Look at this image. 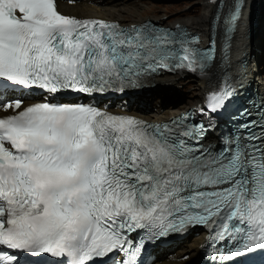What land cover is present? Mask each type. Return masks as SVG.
Listing matches in <instances>:
<instances>
[{
	"label": "snow or ice",
	"instance_id": "1",
	"mask_svg": "<svg viewBox=\"0 0 264 264\" xmlns=\"http://www.w3.org/2000/svg\"><path fill=\"white\" fill-rule=\"evenodd\" d=\"M243 8L231 0L215 17L225 42ZM198 44L179 26L78 18L57 0H0V264H21V253L94 264L113 252L117 264H140L146 242L193 226L209 230L222 264L264 252V123L239 125L213 151L205 126L184 117L156 124L49 98L124 92L162 69L203 71L215 49ZM16 88L40 96L28 103ZM232 94L213 92L208 109Z\"/></svg>",
	"mask_w": 264,
	"mask_h": 264
},
{
	"label": "bare ground",
	"instance_id": "2",
	"mask_svg": "<svg viewBox=\"0 0 264 264\" xmlns=\"http://www.w3.org/2000/svg\"><path fill=\"white\" fill-rule=\"evenodd\" d=\"M264 0H244V8L240 15V19L235 28L233 39L230 41V47L228 51L223 54L219 60V63H214L208 69H204L200 72H192L193 77H199V86L205 90L206 93L204 98L209 95L213 87L223 89V80L227 79V83L232 91L241 96V98L248 99L256 97V101H252L256 106L255 110H260V115L255 116V120L259 123H264V78L262 77L261 69L259 65L264 60V12H261V5ZM206 5V7H205ZM204 5V15L198 20L192 18L187 23H179L186 29L197 33L203 37V44L207 42L209 29L211 27L212 17L217 9V5L212 3V0H207ZM231 5V0H227V6L224 4V8ZM59 9L70 15H76L79 18H99V19H112V20H123V17H119L115 10V6L109 0H83L80 3L69 4L66 0L59 1ZM131 13L136 15L138 22L145 20V17L138 14L136 7H131ZM160 19L159 16H156ZM161 20V19H160ZM161 23L160 21L156 20ZM133 22L131 21L132 24ZM127 24V23H123ZM162 24V23H161ZM163 25V24H162ZM218 71V72H217ZM166 75H160L147 80L142 84L141 88H134L124 92L123 97L115 96L108 102L104 103V106L112 111L127 112L131 111V114L139 113L146 120H164L160 118V110L157 108L154 110H148L146 114L142 111L133 110L131 108V102H135L139 96L153 94L155 91H162L163 88L171 85L172 87L176 84L174 80L176 76L165 77ZM168 76V75H167ZM220 77L218 80L217 78ZM222 80V81H220ZM248 94L247 97L245 95ZM134 96V98H133ZM152 96V95H151ZM150 96V97H151ZM149 97V98H150ZM203 99L200 101L202 103ZM198 103L195 107L200 106ZM152 106V105H151ZM176 111L178 110L171 108ZM167 110L166 112H168ZM170 113V112H169ZM171 114V116L175 115ZM259 130V129H258ZM220 132L216 128L210 133H207L205 142L207 145L216 146L217 137ZM205 230L194 229L192 231H185V235L182 236L181 241L175 243L170 248L161 251L156 264H193V261L200 255L201 247L205 243V236L203 235L202 240H198L194 237L196 234H203ZM185 241L181 249V242ZM189 253V254H187Z\"/></svg>",
	"mask_w": 264,
	"mask_h": 264
},
{
	"label": "rangeland",
	"instance_id": "3",
	"mask_svg": "<svg viewBox=\"0 0 264 264\" xmlns=\"http://www.w3.org/2000/svg\"><path fill=\"white\" fill-rule=\"evenodd\" d=\"M114 4L115 10L119 17H123L120 20L122 23H133L138 22L136 15L131 13V7H136L138 9V14L145 17V19H155L160 21L165 26L172 27L177 23H187L190 19L194 18L198 20L205 13L206 1L207 0H109ZM205 5V7H204ZM261 12H264V3L261 5ZM159 16L161 19H157ZM264 53V52H263ZM264 59V58H263ZM262 72V77L264 78V60L262 64L259 65ZM218 72V71H217ZM176 84L172 87L171 85L163 88L162 91H155L150 95L139 96V104H143V108L136 107L137 110L142 111L143 114L150 110L157 108L161 113H159L160 118L164 120L168 118L169 115L175 114L170 111L174 110H185L191 106H196L204 97L206 91L201 89L199 86V77L183 78V76L175 75ZM171 78L169 76H165ZM204 94V95H203ZM151 96V97H150ZM150 97V98H149ZM134 98V96H133ZM166 103V104H165ZM137 102H133L132 106H136ZM152 105V106H151ZM163 105V106H162ZM169 110L168 112H166ZM170 112V113H169ZM203 234H196L194 237L198 240H202ZM185 241H182L181 249L183 251V245Z\"/></svg>",
	"mask_w": 264,
	"mask_h": 264
},
{
	"label": "trees",
	"instance_id": "4",
	"mask_svg": "<svg viewBox=\"0 0 264 264\" xmlns=\"http://www.w3.org/2000/svg\"><path fill=\"white\" fill-rule=\"evenodd\" d=\"M166 104V103H165ZM163 106V105H162ZM187 254H189V253H187Z\"/></svg>",
	"mask_w": 264,
	"mask_h": 264
}]
</instances>
